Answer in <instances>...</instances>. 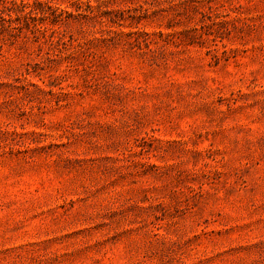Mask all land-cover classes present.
Listing matches in <instances>:
<instances>
[{"label": "rangeland", "instance_id": "rangeland-1", "mask_svg": "<svg viewBox=\"0 0 264 264\" xmlns=\"http://www.w3.org/2000/svg\"><path fill=\"white\" fill-rule=\"evenodd\" d=\"M0 264H264V0H0Z\"/></svg>", "mask_w": 264, "mask_h": 264}]
</instances>
